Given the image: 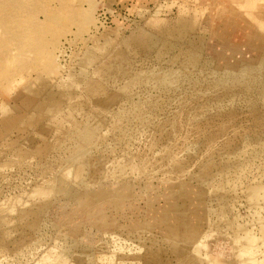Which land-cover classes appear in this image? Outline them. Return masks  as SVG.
I'll return each mask as SVG.
<instances>
[{
  "label": "rangeland",
  "instance_id": "rangeland-1",
  "mask_svg": "<svg viewBox=\"0 0 264 264\" xmlns=\"http://www.w3.org/2000/svg\"><path fill=\"white\" fill-rule=\"evenodd\" d=\"M11 1L12 4H6L4 0H0V108L3 104H7L15 109L16 113L11 118L19 115L22 118L29 113L35 114L37 112L35 106L39 101L47 102L50 89L54 88L62 92L69 90L65 86L71 83V74L80 72L83 68L87 71V75L81 79L77 77L80 81L74 85L73 90L71 89L76 93L71 99L65 96L62 106L67 111L66 106L70 103L86 102L84 106L74 111L78 120H86V117L92 113L97 115L99 113L101 116L98 111L103 109L104 112L101 113L105 116H101V119L96 115V120L102 121L104 118L106 122L99 121L101 126L96 124L104 138L102 137L97 143L99 146L94 145L99 148L93 147V155L90 154L89 184L92 187L89 185L87 190H83V198L78 199L82 188L66 180L61 181L62 185L58 192L55 191L49 197H39L35 190L40 188V184L55 176L54 174H59L60 168L66 164L70 155L69 150H72L70 144L62 143V149L57 147L58 150L55 147L49 149V142L58 141V138L63 136L61 131L53 128L57 124L52 123L50 112H43V115L49 117L41 118L35 124L28 125L24 121H17L6 128L4 125L7 121L3 120L4 114L0 109V162L2 163L0 164V207L8 205L9 200L18 196V200L15 198L18 202L17 206L34 204L32 206H37L35 210L41 218L34 229L24 228L13 222L6 227V233L0 230V237L4 233L6 242L4 245L0 242L3 245L0 246V264H42L43 262L56 264L60 261V264H191L192 258L195 264H232L237 260L240 262V259L242 261L243 257L247 259L245 258L247 255L244 254L242 257L240 253L244 252L240 244L235 242L239 246L235 248L234 237L228 232L224 218L218 219L215 210H212L218 208V201L213 197L204 199L205 196L210 197L209 193L212 190L206 195L195 196L190 190L185 192L183 187L170 189L167 185H177L181 182L179 176L181 178L184 176L182 182L185 180L191 186L198 187V182L192 177V173L194 172V175L200 173L201 167L198 168L202 164L200 161L208 162V157L212 156V153H214L213 168L222 161L225 163L229 158L236 161L232 168L224 172L227 174L232 173L236 165H239L237 170L240 171L247 162V170L243 174L227 177L226 183L220 186L219 182L224 180L218 181L219 176H217V183L214 186L226 191L225 198L230 199L226 218H237L240 224L245 223L248 230L254 234L257 246L263 243L264 231L263 229L262 232L259 231L263 224L257 222H264V205L258 208L257 205L252 207L246 195L249 185H254L264 178V133L261 127V120L264 117V99L262 100L264 95H261L256 86L247 88V84L258 76V71H245L244 73L251 71V74H243L239 85L231 84L237 89L236 91H239L238 95L225 94L222 102L216 100L217 96L225 92V88L223 86L217 88L214 84L218 82V78L220 81L223 79L226 68L211 61L216 46L211 47L210 43L219 42L216 44L220 46V41L235 40V35L228 30V24L231 20L236 22L240 20L243 24L250 23L249 32L246 31L248 36L241 41L242 47L258 44L264 49V0ZM84 7H87V12L83 13L81 9ZM105 11L109 16L107 24L100 20V14ZM88 14L91 16V21ZM190 14L198 16L195 28L190 29L182 37L178 32L170 37L167 44L172 50L161 58L157 55V51L143 49L137 45L135 41L137 36L144 33L168 38L170 31L175 33L174 26L179 22V18ZM15 31L21 33L19 39L13 37ZM194 46L199 48H193ZM194 53L197 57L193 56ZM174 70L180 73L174 76V80H170L173 74H176ZM182 71L183 77L180 79L178 76L180 77ZM191 72L193 75L190 74ZM136 73L140 74L139 77H136ZM156 74L159 76L162 74L163 77L156 78L158 76ZM164 74L167 75V79ZM150 75L159 78L157 82ZM247 75L250 77L247 78ZM109 77L115 79L108 86L113 94L105 96L108 89L99 86L101 83L104 84L105 80H109ZM132 77L138 80L133 81L136 83L134 86L130 81ZM141 77L145 80L140 81ZM161 78L163 82L160 81ZM164 79L167 81L164 82ZM168 80H170L169 84H167ZM158 82L169 86L166 85L165 89ZM124 83H127L125 87L127 86L129 91L123 86ZM128 84L133 87L128 88ZM212 86L215 89H212ZM123 87L126 90H123ZM33 89L41 91L34 94ZM23 94L35 97L37 103L31 108L25 106L21 102ZM90 99L91 101H88ZM187 111H190V116L185 114ZM228 111H234L235 114L237 112L234 120H230L226 115ZM217 113L224 115L218 117ZM176 122L177 127L174 126ZM222 126L226 128L225 131L220 130ZM47 143L48 149L43 151ZM54 143L59 145L58 142ZM20 146L25 153L22 151L24 159L22 158L23 160L18 163V158H14L17 156L14 152ZM39 147L43 149L41 153ZM32 151L36 155H33ZM3 160L8 162L7 167ZM14 160L17 161L15 162L17 165H14ZM3 162L4 167L1 166ZM175 163L187 165L184 166L186 171L183 169L184 175L181 174L182 171L177 170ZM188 169L191 170L189 176ZM214 170V173L220 172ZM202 176H205V173ZM237 177L241 180H237ZM103 185H109L115 190L117 187L129 186L130 190L123 199L112 196L105 201L103 199L93 201L92 191ZM70 190H74L73 194ZM172 193L177 195L174 200L170 198ZM22 199H28L26 200L28 203H23ZM207 203H211L209 206L211 210ZM203 207L206 211L202 209ZM158 212L174 214V217L158 219L156 217ZM184 212L195 215L189 219L179 217L185 214ZM258 215L263 219H258ZM27 218L32 219L33 214L29 213ZM211 221L215 226L212 227ZM188 224L190 226H187ZM194 231L195 233H191ZM179 238L181 240H178ZM174 241H180L181 245L184 242L183 244L188 247L179 246L180 244H175ZM186 241L190 242L186 244ZM198 243L201 245L197 249ZM263 244L259 247L260 250L256 249L258 251L254 256L258 257L256 260L261 263H264ZM64 245L67 247L64 248ZM175 245L178 247L173 249ZM257 246L255 248H258ZM200 247H203L204 251H201L203 248ZM60 248L62 252L64 249L68 251L67 256L70 257L66 256L67 261L66 258L65 261L63 259L58 261L57 254L60 253ZM182 248H189L190 252H186L187 249L182 251ZM193 248L194 251H201L198 252L199 255L197 252L194 254L191 250ZM56 249L58 251H54ZM172 249L179 253L181 251V254ZM237 250L240 251L239 258L236 255ZM259 251L261 255L258 254ZM206 252L207 254H204ZM186 254L187 256L190 254L189 258H186ZM191 254L195 256L197 254L196 259L200 261L196 262L198 260ZM198 256H201L205 262ZM179 257L182 259L181 262ZM203 257H206V260ZM45 258L52 260L47 262ZM238 261L233 264H238ZM252 263L255 262H249Z\"/></svg>",
  "mask_w": 264,
  "mask_h": 264
},
{
  "label": "bare ground",
  "instance_id": "bare-ground-1",
  "mask_svg": "<svg viewBox=\"0 0 264 264\" xmlns=\"http://www.w3.org/2000/svg\"><path fill=\"white\" fill-rule=\"evenodd\" d=\"M5 2H6V4L7 3H10V4H12L13 3V1H11V0H4ZM89 0H87V2H88ZM69 2H71V1H69ZM73 2V1H72ZM90 2H91V0H90ZM89 2V3H90ZM93 3V2H92ZM83 6V5H82ZM139 9V8H138ZM82 10V12L84 13V12H87V7H84V8H82L81 9ZM91 13V12H90ZM81 14V13H80ZM3 16V15H2ZM1 16V17H2ZM88 16H90V14H88ZM7 17V16H6ZM93 17V16H92ZM91 19V16H90V18H89V20ZM4 20V19H3ZM91 21V20H90ZM197 21H198V16H197V14H190L189 16H181L180 18H179V22L177 23V24H175V26H174V28H175V33L174 32H171L170 31V35L169 34H167V35H169V37L167 38V37H156V36H154V35H150L149 33H144V34H142V35H139V36H137V38H136V43H137V45L138 46H140L141 48H143V49H148V50H150V51H157V55L158 56H160V58H161V56L162 55H164V54H167V53H169V51L170 50H172V48L167 44V41L168 40H170L171 38L170 37H172V36H174V34H177L176 32H178V35L180 36V37H182V36H184L187 32H189V30L190 29H194L195 28V26H196V23H197ZM246 22H247V20H245ZM244 21V22H245ZM242 22V21H241ZM240 22V20H238V22H236V21H232L231 20V22L228 24V26H229V29L228 30H230L231 31V33L233 34V35H235V40H233V41H229V42H223V41H220L221 43H220V46L218 45L217 46V44L216 43H219V42H215V41H211V47L212 46H216L215 47V49H216V51L214 50V52L212 53V57H211V61L214 63V64H216V63H218L219 65H224L225 66V78L223 77V76H221V77H223V79L220 81V80H218L217 79V81L218 82H216V81H214V82H216V84H214V86H216L217 88H219V86L221 87V86H223L224 88V90H225V92L224 93H222L221 95H219V96H217L216 97V100H219L220 102H222L223 101V97H225L224 95L226 94V95H238L239 94V91H236L237 89L236 88H234V86H232L231 84H233L234 85V83H239V82H241V80L243 79L242 77H243V74H247V73H250V72H246V73H244L245 71H248V70H254V71H258V76L256 77L255 75H253V77L255 76L256 78L255 79H253V80H251V82H249V84H247V88L249 87V88H252V87H258L259 88V91H260V93H261V95H264V49L263 48H261L258 44H254V45H245V46H243L242 47V44H241V41L244 39V38H247V33L249 32V24H243V23H241ZM2 23H4V22H2ZM86 24V23H85ZM253 24V23H252ZM251 24V25H252ZM83 25V24H82ZM249 26V27H248ZM261 26V25H260ZM251 29V28H250ZM252 30V29H251ZM246 31H248L247 33H246ZM12 34V33H11ZM17 35V37H16V35ZM15 34H13V37L14 38H17V39H19V37L21 36V33L20 32H18V31H15ZM6 40V39H5ZM174 40V39H173ZM175 40H177V39H175ZM215 42V43H214ZM193 43V42H192ZM199 48V46H194L193 48ZM214 48V47H213ZM197 51H198V49H196ZM193 56L194 57H197V55L194 53L193 54ZM209 57V58H210ZM159 59V58H158ZM92 61V60H91ZM208 61V60H207ZM86 64V63H85ZM207 64V63H206ZM218 65V66H219ZM219 68V67H218ZM109 70H111L110 69V67H109ZM173 70V69H172ZM179 70H181V69H179ZM214 70V69H213ZM223 70V69H222ZM156 71L158 72V70L156 69ZM155 71V72H156ZM161 71V70H160ZM168 71V70H167ZM170 71H171V69H170ZM253 71V72H254ZM164 72H166V71H164ZM163 72V73H164ZM176 71L174 70V73H175ZM186 72V71H185ZM185 72H184V74H185ZM194 72V71H193ZM252 72V73H253ZM108 73V72H107ZM133 73V72H132ZM132 73H131V75H132ZM171 73L172 72H170V75H171ZM178 73H180L179 71L178 72H176V74L174 75L173 74V78L171 79L170 78V80H174V76H177L178 75ZM200 73V72H199ZM202 73V72H201ZM214 73V72H213ZM223 73V72H222ZM147 74V73H146ZM152 74V73H151ZM190 74H192V72L190 73ZM189 74V75H190ZM216 74V73H215ZM251 74V73H250ZM72 75V79H71V83L70 84H68L67 86H65V88H69V90H64V92H62V91H60V90H56V89H54V88H52V89H50L49 91H48V99H47V102H40L39 101V103H37L36 102V99H35V97H32V96H29V95H27V94H23V95H21V102L25 105V106H29L30 108H31V106L32 105H34L35 103H37V105L35 106L36 107V109H37V112L35 113V114H33V113H29L28 115L27 114H25L24 116H22V118H21V116L19 115L18 117H13V118H11L12 117V115L14 114V113H16V111H15V109H13L12 107H9L7 104H3L2 106H1V111H2V113L4 114V118H3V120H6L7 121V124L6 125H4V127H6V128H8L9 126H11V125H14L17 121H20V122H23L24 121V123L25 124H28V125H32V124H35L36 122H39L40 120H41V118H47V117H49V115H43L42 113L43 112H45V111H47V112H50L51 113V117L50 118H52V120H53V122L52 123H54V124H57L55 127H53V128H55V129H57L58 131H61L62 132V134H63V136H62V138L61 137H59L58 138V135H57V137L56 138H58V141L56 140V141H54V142H58V144L59 145H55V143L52 141V142H49V149H50V147H55L56 149H57V147L58 148H61L62 146H63V144L64 143H66V142H68L69 144H70V148L72 149V150H69V152L68 153H70V155H68L69 157H67L68 159H67V162H66V164H62L63 166H62V168H60L61 170H59L58 168V170H59V174H54L55 176H52V178L50 177V179H48L47 181H45V182H43L42 184H40V188L39 189H36L35 191H36V193L38 194L37 196H41V197H49L50 195H52V194H54V192L55 191H59V189H60V186L62 185V182L61 181H70V182H72V183H74V184H76L77 186H80L81 188H82V193L79 195V197H78V199L80 200V199H82L83 198V190H87L90 186H91V184H89V182H90V176H89V174H90V171H89V162L91 161V155L90 154H92V152H93V147H95L94 145H97V146H99L97 143H99V141L100 140H102L101 138L103 137L102 135H101V133H100V130H98V126L96 125L97 123L98 124H100L99 123V121L98 120H96V115H97V113L96 114H94V113H92V115H90V116H87L86 117V120H78V118L75 116V110L77 111L78 109H80V107H82V106H84L85 104H86V102H83V101H79L78 103H70V104H68L66 107L68 108V110L67 111H65V109L63 108V98L66 96L68 99H71L73 96H74V94L76 93V92H73L72 90L74 89V85H76L79 81H80V79L84 76V75H87V71H85L83 68L80 70V72H76V73H72L71 74ZM136 77H139V75L140 74H137L136 73ZM148 75V74H147ZM154 75V74H153ZM153 75H150V77L152 76L153 77ZM156 75H158V74H156ZM164 75H166V74H164ZM182 75V76H181ZM193 75V74H192ZM214 75V74H213ZM79 76V78H77ZM135 76V75H134ZM161 76H162V74H161ZM161 76H156V78L157 77H161ZM168 76H169V72H168ZM120 77V76H119ZM148 77H149V75H148ZM151 77V78H152ZM155 77V76H154ZM153 77V78H154ZM163 77V76H162ZM164 77H166V79H167V75L166 76H164ZM183 77V71L181 72V74H180V77L178 76V78H182ZM190 77V76H189ZM248 77H250V76H248L247 75V78ZM123 78V77H122ZM146 78V77H145ZM156 78H154V79H156ZM177 78V77H176ZM128 79V78H127ZM133 79V80H132ZM141 79H144V77L142 78H140V81H142ZM154 79H153V81L152 82H154ZM159 79V78H158ZM158 79H156L155 80V82H157V80ZM180 79H177V80H180ZM221 79V78H220ZM113 80H115V79H112V78H110L109 77V80H105L104 81V84H100L101 86H99V87H104L105 86V90H107L108 92H106V95L105 96H107V95H109V96H111L112 94H111V92L109 91V84H111L112 82H113ZM129 80V79H128ZM135 80V81H134ZM136 78L134 77H132L131 78V82H136ZM145 80V79H144ZM147 80V79H146ZM152 80V79H151ZM170 80H168V83L167 84H169V81ZM177 80H175V81H177ZM216 80V79H215ZM118 81V80H117ZM129 81V82H130ZM138 81V80H137ZM139 81V82H140ZM150 81V80H149ZM148 81V82H149ZM160 81H162V78H161V80ZM165 81H167V80H165L164 79V82ZM175 81H173V83L175 82ZM201 81V80H200ZM127 83H129L128 81H126ZM130 82V83H131ZM133 82V83H134ZM138 82V83H139ZM147 82V81H146ZM163 82V81H162ZM180 81H178V83H179ZM213 82V81H212ZM114 83H116V82H114ZM127 83H124V87H125V85L127 84ZM158 83H160V82H158ZM171 83V82H170ZM178 83H177V86H179L178 85ZM46 84V83H45ZM117 84V83H116ZM136 83H134L133 84V86L135 85ZM167 84H161L160 83V85L162 86V87H165ZM175 85H176V83H174ZM202 84V83H201ZM200 84V85H201ZM226 84L228 85V86H226ZM237 84H235L236 86H238ZM130 86H132V85H130ZM129 86V84H128V88H131ZM132 86V87H133ZM160 86V87H161ZM167 86H169V85H167ZM172 86H173V84H172ZM172 86H170V88L172 87ZM209 86V85H208ZM235 86V87H236ZM122 88L123 90L127 87H125V88ZM159 87V86H158ZM174 87V86H173ZM64 88V89H65ZM167 88H169V87H167ZM170 88L168 89V90H170ZM176 88V87H175ZM208 88V87H207ZM72 89V90H71ZM127 89V88H126ZM125 89V90H126ZM165 89H166V87H165ZM164 89V90H165ZM172 89V88H171ZM209 89H211V88H209ZM212 89H215V87L213 88V86H212ZM236 89V90H235ZM257 89V88H256ZM132 90V89H131ZM206 90V89H205ZM208 90V89H207ZM206 90V91H207ZM248 90V89H247ZM41 90L39 89H33V93L34 94H37L38 92H40ZM127 91H129V89H127ZM174 91V90H173ZM176 91V90H175ZM109 93V94H108ZM202 93V92H201ZM111 94V95H110ZM116 95V94H115ZM121 95V94H120ZM130 95V94H129ZM203 95V94H202ZM34 96V95H33ZM118 96V95H117ZM186 96V95H185ZM196 96H197V94H196ZM37 97V96H36ZM209 97V96H208ZM259 97V96H258ZM37 98H39V97H37ZM107 98V97H106ZM105 98V99H106ZM201 98H204V97H201ZM223 98V99H222ZM186 99V98H185ZM264 98H262V100H263ZM107 100V99H106ZM212 100H214V99H211V101ZM88 101H91V99L90 100H88ZM150 101V100H149ZM152 101V100H151ZM196 101H198V100H196ZM207 101H209L208 103H211L210 102V100H207ZM264 101V100H263ZM94 102V101H93ZM100 102V101H99ZM102 102V101H101ZM106 102V101H105ZM216 102V101H215ZM185 103V102H184ZM207 103V102H206ZM213 103V102H212ZM220 105V104H219ZM23 106V105H22ZM25 106H23V107H25ZM92 106V105H91ZM103 107V106H102ZM108 107H109V105H108ZM219 109V108H218ZM217 109V110H218ZM222 109V108H221ZM103 110V109H102ZM102 110H100V111H98V110H94L95 112H100V115L101 116H103L102 115V113L101 112H104V111H102ZM220 111V110H219ZM224 111V110H223ZM106 112V111H105ZM120 112V111H119ZM188 112V111H187ZM185 113L186 115H188L189 114V112L188 113ZM118 113V112H117ZM182 114H183V112H181ZM227 113V112H226ZM225 113V114H226ZM24 114V113H23ZM103 114H105V113H103ZM206 114V113H205ZM236 114H237V112H236ZM236 114H235V112L234 111H228V113L226 114L228 117H229V119L230 120H234L235 118H236ZM142 115V114H141ZM178 115V114H177ZM212 115V114H211ZM216 115V114H215ZM224 114H222V113H217V115L216 116H218V117H220V116H223ZM98 117H100L101 118V116H99V113H98V115H97ZM105 116V115H104ZM103 116V117H104ZM179 116H181V114L179 115ZM189 116H190V114H189ZM193 116V115H192ZM206 116V115H205ZM226 116V117H227ZM143 117V116H142ZM145 118H146V116H145ZM177 118V117H176ZM181 118V117H180ZM102 119V118H101ZM103 120H104V118H103ZM103 120L102 121H100L101 123L103 122ZM106 120V119H105ZM104 120V122H106ZM143 120V119H142ZM145 121V120H144ZM147 121H148V119H147ZM262 128H263V130H262V132L264 133V117L262 118ZM45 124V123H44ZM176 124H177V122L175 123V125L174 126H176ZM50 125H52V124H50ZM103 126H104V124H102ZM105 125H106V123H105ZM53 126V125H52ZM99 126H101V124L99 125ZM47 127V126H46ZM177 127V126H176ZM39 128V127H38ZM50 128V127H49ZM22 129V128H21ZM42 129V128H41ZM43 129H44V127H43ZM55 129H53V130H55ZM224 129H226L224 126H222L221 128H220V130L221 131H225ZM24 130V129H23ZM25 131V130H24ZM175 131V130H174ZM21 132H22V130H21ZM56 132V131H55ZM58 133V132H57ZM61 134V133H60ZM248 135V134H247ZM60 136V135H59ZM236 136V135H235ZM56 138H54V140L56 139ZM104 138V137H103ZM208 142V141H207ZM10 143V142H9ZM19 143H21V142H19ZM63 143V144H62ZM68 143H66V144H68ZM226 144H228V143H226ZM230 144V143H229ZM44 146V145H43ZM96 146V147H97ZM228 146V145H227ZM232 146V145H231ZM24 147H26V146H24ZM66 147V146H65ZM64 147V148H65ZM95 147V148H96ZM10 148H12L11 146H10ZM38 148V147H37ZM52 148V149H53ZM63 148V149H64ZM99 147H97L96 149H98ZM216 148V147H215ZM242 148V147H241ZM48 149V143H47V146L45 147V149L43 150V149H40V147H39V152L41 153V151L43 150V151H46ZM52 149H50V150H52ZM62 149V148H61ZM68 149V147L66 148V150ZM95 149V150H96ZM219 149V148H218ZM58 150V149H57ZM231 150H232V148H231ZM230 150V151H231ZM15 151L16 152H14L15 153V155H17V156H14V158H18V163L19 162H21V160H23L24 158V156H22L23 155V152L25 153V151H24V149L23 148H21V146L19 147V148H17V149H15ZM23 151V152H22ZM59 151H61L60 149H59ZM65 151V150H64ZM71 151V152H70ZM213 152V151H212ZM214 152H216V150L214 151ZM34 152L32 151V154H33ZM9 154V153H8ZM213 154L214 153H212V156H210L209 154V157H211V158H209L208 157V162H202V161H200V163H202L200 166H198V168H200L201 167V170H200V173H196L195 175L192 173V177L193 178H195L196 180H197V184H198V187L197 186H191L188 182H185V180H184V182H182V180L181 179H183V177L184 176H182V178H181V176H179L180 177V183H178L177 185H167V188H170V189H176V187L178 188V187H183L184 188V190H186L185 192H189V190L191 191V192H193L192 194L193 195H195V196H198V195H206L207 194V192L208 191H210V190H212V192H208L209 193V195H210V197H207V196H205L204 197V199H209V198H211V197H213V198H215L217 201H218V208H216V209H212V210H215V215H217V217H218V219L219 218H224V221L226 222V228H228L227 230H229L228 232L229 233H231L230 235L232 236V237H234V243L236 242V243H238V244H240L241 245V247H242V249H243V251L244 252H242L241 251V247H240V253H242V257L244 256V254L245 255H247V256H245V258L247 257V259H244V257H243V259H242V261H244L245 262V260H247L246 261V263L248 262V264H249V262L250 261H253V262H255L254 264H264V263H261V262H259V261H257L256 259H258V257H254L255 256V254H256V252L258 251V250H260L259 249V247H262V244L264 243V241H263V243L258 247L257 246V244L255 243L256 242V238L254 237V234L253 233H251L249 230H248V227L247 226H245L244 224V226L242 225V224H240L239 222H238V219L237 218H234V219H229V218H226V209H227V207H228V203H230L229 201H230V199L228 200V198H225V194H226V191H221L220 190V187H215L214 185L217 183L216 181H217V176H219V179H218V181L219 180H224V182H219V186L220 185H223V184H225L226 182V180H227V177H231L232 175H236L237 176V174H239V173H241V174H243L246 170H247V162H245L244 163V166H242L241 167V170L240 171H238L237 169H238V167H239V165H236V167L232 170V173H230V174H227V173H224V172H226L227 170H229L230 168H232L233 166H234V164H235V162L236 161H234V160H230V158H229V160L228 161H225V163H224V161H222V162H220L216 167H214L213 168V165H214V163H213V159H214V157H213ZM33 155H36V154H33ZM93 155V154H92ZM207 155V156H208ZM32 156V155H31ZM90 156V157H89ZM169 156V155H168ZM215 156H216V154H215ZM23 158V159H22ZM36 158V157H35ZM179 158V157H178ZM8 159V158H7ZM31 159V158H30ZM40 159V158H39ZM9 160V159H8ZM11 160V159H10ZM13 160V159H12ZM11 160V161H12ZM66 160V159H65ZM64 160V161H65ZM171 160V159H170ZM240 160V159H239ZM239 160H237V161H239ZM4 161V160H3ZM7 161V160H6ZM11 161H9V163L11 162ZM28 161V160H27ZM145 161V160H144ZM171 161H174V160H171ZM190 161V160H189ZM205 161V160H204ZM5 162V161H4ZM4 162H3V165H1V166H5L6 165V167H7V165H9L8 164V162H5L6 164L4 165ZM15 162H17V161H15L14 160V163ZM170 162V161H169ZM188 161H186V163H187ZM13 163V164H14ZM63 163H65V162H63ZM145 163V162H144ZM190 163H191V161H190ZM0 164H2L1 162H0ZM12 164V163H11ZM21 164V163H20ZM19 164V165H20ZM176 164V168H177V170H179V172H181L182 171V175H184L185 174V167L184 166H187L189 163H187V165H184V163L183 164H181V163H175ZM237 164V163H236ZM14 165H17L16 163L14 164ZM22 165V164H21ZM170 165V164H169ZM168 165V166H169ZM192 165V164H191ZM191 165H190V167H191ZM5 167V168H6ZM10 167V166H9ZM12 167V166H11ZM22 167V166H21ZM59 167H61V165H59ZM189 167V168H190ZM19 168H20V166H19ZM144 168V167H143ZM8 169V168H7ZM142 169V168H141ZM146 169V168H145ZM185 171H184V170ZM220 170V172L218 173H214L213 172V170ZM214 170V171H215ZM141 171V170H140ZM145 171V170H144ZM143 171V172H144ZM146 171H147V169H146ZM188 171V173H187V175L189 176V175H191V173L189 172V171H191L190 169H188L187 170ZM56 172V171H55ZM54 172V173H55ZM122 172H124V171H122ZM177 172V171H176ZM183 172H184V174H183ZM237 172V173H236ZM147 173V172H146ZM178 173V172H177ZM176 173V174H177ZM190 173V174H189ZM205 173V176H202L203 174ZM8 174V173H7ZM46 175H47V173H45ZM43 175V174H42ZM186 175V176H187ZM194 175V176H193ZM3 176V175H2ZM60 176V177H59ZM113 176V175H112ZM192 177H187V178H189V179H191ZM45 178V177H44ZM176 178V177H175ZM192 178V179H193ZM114 179V178H113ZM184 179H186V177L184 178ZM188 179V181H190ZM191 179V180H192ZM237 180H241L239 177H237ZM44 181V180H43ZM114 182V181H113ZM170 182H173V181H170ZM177 182V181H176ZM90 185V186H89ZM124 185H126V184H124ZM52 186H55V188H53ZM92 187V186H91ZM197 187V188H196ZM130 189H129V186H121V187H117V190H115V189H113L111 186H109V185H103V186H101V187H99L96 191H92V199H93V201H101L102 199H103V201H105V200H107V199H109V198H111L112 196H116L117 198H120V199H123V198H125V196H126V194H128V191H129ZM220 190V191H219ZM74 191V190H73ZM72 190H70V193H72L73 192ZM191 192H190V194H191ZM247 193H246V195H247V199H248V202L252 205V207L253 206H255L256 207V205H257V207L256 208H258V206L260 207L261 205H264V178L262 179V180H260L259 182H257L256 184H254V185H249L248 186V189H247V191H246ZM28 194V193H27ZM73 194V193H72ZM173 195L170 197V198H172V200H174L175 198H177V195L176 194H174V193H172ZM16 198V200H18L17 198H18V196L17 197H15ZM15 198H13V199H11V200H9L10 201V203L8 204V205H5L4 207H6V208H4V207H0L1 209H0V230L2 229V230H4L5 231V229H6V227H8L9 225H11L13 222H17L18 223V225L19 226H22V227H24V228H27V229H34L36 226H37V224L39 223V221L41 220V218L37 215V212H36V210H35V207H37V206H32V205H34V204H30V205H28L27 206V204H25V206L23 205L22 206V204H21V200H20V204H21V207L20 206H17V204L16 203H18V202H16V200H15ZM25 198H27V196L25 197ZM30 197H29V195H28V199H29ZM212 198V199H213ZM229 198H231V196H229ZM28 199H26V200H28ZM199 199V198H198ZM212 199H210V200H212ZM23 200V199H22ZM26 200H23L22 202L23 203H28ZM210 200H209V202H210ZM24 201H26V202H24ZM95 201V202H96ZM91 202V201H90ZM211 203H212V201H211ZM210 203V204H211ZM233 203V202H232ZM231 203V204H232ZM2 204V203H1ZM210 204L209 203H207V206H208V208H209V206H210ZM213 205H211V207H212ZM216 207H217V205H216ZM264 207V206H263ZM213 208V207H212ZM228 208H230V207H228ZM201 209V208H200ZM202 209H205V211H206V208H202ZM210 209V208H209ZM261 209V208H260ZM211 210V209H210ZM209 211V210H208ZM207 211V212H208ZM210 212V214H212L213 215V213H211V211H209ZM209 212H208V214H209ZM259 214H261L259 211H257ZM29 213H32L33 214V220L32 219H28L27 218V215L29 214ZM172 213V212H171ZM185 214H181V216H179V217H182V218H184V219H189V218H191L192 216H194L195 214H188V213H186V212H184ZM206 214V213H205ZM209 216V215H208ZM36 217V218H35ZM156 217L159 219V218H161L162 220H165V219H169V218H172V217H174V214H168V213H161V212H158L157 214H156ZM212 217V216H211ZM258 217V219H260V220H262L263 218H260V216L258 215L257 216ZM262 217V216H261ZM182 218H181V220H182ZM206 219V218H205ZM207 221V220H206ZM255 221V220H254ZM257 221V220H256ZM167 223V222H166ZM199 223V222H198ZM202 223V222H201ZM211 223H213L212 221H211ZM258 224L259 223H262L263 225H264V222H257ZM204 224V223H203ZM205 224H206V222H205ZM210 224V223H209ZM248 225V224H247ZM250 225V224H249ZM252 225V224H251ZM253 225H255L254 223H253ZM261 226V229L259 230V231H261L262 229V231H264V226ZM179 226V225H178ZM187 226H190L189 224L187 225ZM213 226H215L214 225V223H213V225H212V227ZM171 227H173V226H171ZM212 227H210V228H212ZM251 227H253V226H251ZM38 228V227H37ZM188 228H190V229H192L191 227H188ZM187 228V229H188ZM178 229V228H177ZM185 229V228H184ZM214 229V228H213ZM1 230V231H2ZM186 230V229H185ZM215 230V229H214ZM257 230V229H256ZM180 231V230H179ZM187 231H189V230H187ZM186 231V232H187ZM193 231V230H192ZM208 231V230H207ZM254 231V230H253ZM261 231V232H262ZM185 232V231H184ZM209 232H211V229H209ZM260 232V233H261ZM5 233H6V231H5ZM180 233V232H179ZM191 233H195V231L194 232H191ZM196 233H199V232H197L196 231ZM205 233V232H204ZM221 233V232H220ZM83 234V233H82ZM173 234H175V233H173ZM187 234H189V233H187ZM186 234V235H187ZM3 235H4V233H3ZM3 235H1V237L3 236ZM184 235V234H183ZM195 235H197V234H195ZM206 235V233L204 234V236ZM226 235V234H225ZM260 235V234H259ZM59 236H61V235H59ZM194 236V235H193ZM198 236V235H197ZM200 236V235H199ZM0 237V242L1 243H3V245L6 243L5 241H4V236L1 238ZM58 237V236H57ZM57 237H56V239H57ZM175 237V236H174ZM177 237V236H176ZM180 237V236H179ZM203 237V236H202ZM263 237H264V234H263ZM60 238V237H59ZM178 238V237H177ZM200 238V237H199ZM203 238H205V237H203ZM257 238L260 240V238L257 236ZM193 239V238H192ZM244 239H247L246 241L244 240ZM17 240V239H16ZM166 240V239H165ZM174 240V239H173ZM173 240H171V241H173ZM176 240V239H175ZM178 240H181L180 238L178 239ZM177 240V241H178ZM201 240V242L203 241L202 240V238L200 239ZM199 239H198V242L200 241ZM205 240V239H204ZM207 240V239H206ZM66 241V240H65ZM185 241V240H184ZM180 242V241H179ZM179 242H175L174 241V243L176 244V243H179ZM190 242V241H189ZM189 242H185L186 244H188ZM193 242H195L194 241V239H193ZM246 242V243H245ZM257 242H258V240H257ZM184 243V242H183ZM182 243V245L183 246H186V247H188L187 245H184ZM205 243H206V241H205ZM235 243V244H236ZM17 244V243H16ZM31 245H32V243H30ZM29 244V245H30ZM35 244H37V243H35ZM180 244V243H179ZM178 244V245H179ZM191 244V243H190ZM194 244H196V242L194 243ZM193 244V246H196V245H194ZM204 244V243H203ZM207 244V243H206ZM2 244H0V246H3ZM30 245V246H31ZM58 245V244H57ZM174 245V244H173ZM181 244L179 245V246H182ZM201 245V244H200ZM199 245V243L197 244V249H198V247L200 246ZM264 245V244H263ZM6 246V245H5ZM35 246V245H34ZM65 247L64 248H66L67 247V245H64ZM176 246L177 245H175V247H173V249H176ZM192 246V247H193ZM205 245H203V247H204ZM239 247L237 244L235 245V248H237V247ZM258 247V248H255V247ZM57 246H55V248H56ZM62 247H63V243H62ZM178 247V246H177ZM190 247V246H189ZM203 247H200V248H203ZM264 247V246H263ZM2 248V247H1ZM34 248V247H33ZM52 248H54V247H52ZM70 248V247H69ZM191 248V247H190ZM5 249V248H4ZM3 249V250H4ZM57 249H59V248H57ZM54 250V251H58V250ZM172 249V250H173ZM178 249V248H177ZM180 249V248H179ZM178 249V250H179ZM184 249H187V251L186 250H184ZM182 248V251H186V252H190V249L189 248ZM189 249V250H188ZM196 249V250H197ZM256 249H258V250H256ZM53 250V249H52ZM51 250V251H52ZM62 250H63V248H62ZM65 250V249H64ZM63 250V252L61 251V248H60V253L59 254H57L56 252V254L58 255V261H60V259L62 260H64L65 258H66V256H67V253H68V251L66 252V250L64 251ZM67 250H69L68 248H67ZM191 250H193L194 251V248L193 249H191ZM207 250V249H206ZM1 251V250H0ZM53 251V252H54ZM71 251V250H70ZM158 251V250H157ZM174 252H178L177 250L175 251V250H173ZM200 250H198V252H199ZM201 251H204V248H203V250H201ZM200 251V252H201ZM262 251H264L263 249H262ZM197 251H194V254L196 253ZM197 252V253H198ZM207 252H209V251H207ZM207 252L206 253H204V254H207ZM238 252V250H237V258H239V255H240V253ZM260 253H258V254H260L261 255V251H259ZM172 253V252H171ZM184 253V252H183ZM191 253H192V251H191ZM239 253V254H238ZM117 254V253H116ZM177 254V253H176ZM178 254H181V251H180V253L178 252ZM194 254H191V255H194ZM201 254V256H202V253H200ZM257 254V255H258ZM50 255H51V253H50ZM54 255V254H53ZM175 255V254H174ZM184 255V254H183ZM190 255V254H189ZM188 255V256H189ZM198 255H199V253H198ZM256 255V256H257ZM259 255V256H260ZM46 256H48V255H46ZM181 256V255H180ZM185 256V255H184ZM187 256V254H186V258L188 257ZM195 256V255H194ZM196 256H197V254H196ZM196 256H195V259H196ZM201 256H198L199 258L201 257ZM205 256V255H204ZM209 256V255H208ZM241 256V255H240ZM262 256H264V255H262ZM261 256V257H262ZM51 257H52V255H51ZM67 257H70V256H67ZM241 257V258H242ZM135 258V257H134ZM133 258V259H134ZM138 258V257H137ZM176 258V257H175ZM180 258V257H179ZM182 258H184V257H182ZM189 258V257H188ZM192 258V257H191ZM204 258V257H203ZM206 258V257H205ZM204 258V259H205ZM216 258V257H215ZM264 258V257H263ZM43 259H44V257H43ZM42 259V260H43ZM51 258H49V260H50ZM53 259H54V257H53ZM185 259V258H184ZM192 259H194V258H192ZM192 259H190V263L192 264ZM201 259H202V257H201ZM45 260H47V262L49 261L48 259H46L45 258ZM52 260V259H51ZM54 260H56V259H54ZM53 260V261H54ZM138 260V259H137ZM181 258H180V261L179 262H181ZM187 260V259H186ZM186 260H184V261H186ZM196 260H198V259H196ZM203 260V259H202ZM201 260V261H202ZM206 260V259H205ZM212 260V259H211ZM260 260V259H259ZM65 261V260H64ZM66 261H67V258H66ZM123 261V260H122ZM188 261V260H187ZM200 261V259L198 260V261H196V262H199ZM214 261V260H213ZM216 261V260H215ZM221 261V260H220ZM238 261V260H237ZM237 261H234L235 263L237 262ZM242 261H241V259H240V262L238 263V264H240V263H242ZM261 261H262V259H261ZM43 262V261H42ZM56 262V261H55ZM61 262V261H60ZM60 262L58 263V264H60ZM114 262V261H113ZM112 262V263H113ZM135 262V261H134ZM194 263L193 264H195V261H193ZM203 262H205L204 260H203ZM217 262V261H216ZM228 262V261H227ZM233 262V263H234ZM243 262V263H244ZM263 262V261H262ZM37 263H39V262H37ZM40 263H41V259H40ZM44 263V262H43ZM42 263V264H43ZM51 263H53L52 261H51ZM56 263V264H57ZM65 263V262H64ZM177 263V262H176ZM185 263V262H184ZM188 263H189V261H188ZM211 263H214V262H212L211 261ZM231 263V262H230ZM232 263V264H233ZM242 263V264H243ZM246 263H244V264H246ZM44 264H46V263H44ZM50 264V263H49ZM54 264V263H53ZM63 264V263H62ZM67 264V263H66ZM133 264V263H132ZM136 264V263H135ZM178 264V263H177ZM197 264V263H196ZM201 264V263H200ZM208 264V263H207ZM253 264V263H252Z\"/></svg>",
  "mask_w": 264,
  "mask_h": 264
},
{
  "label": "built area",
  "instance_id": "built-area-1",
  "mask_svg": "<svg viewBox=\"0 0 264 264\" xmlns=\"http://www.w3.org/2000/svg\"><path fill=\"white\" fill-rule=\"evenodd\" d=\"M108 13V12H107ZM106 11L100 14V20H102L103 23H108L109 16L107 15Z\"/></svg>",
  "mask_w": 264,
  "mask_h": 264
},
{
  "label": "crops",
  "instance_id": "crops-1",
  "mask_svg": "<svg viewBox=\"0 0 264 264\" xmlns=\"http://www.w3.org/2000/svg\"><path fill=\"white\" fill-rule=\"evenodd\" d=\"M120 1H122V2H124V1H125V2H126V1H128V0H120ZM128 2H131V1H128Z\"/></svg>",
  "mask_w": 264,
  "mask_h": 264
}]
</instances>
